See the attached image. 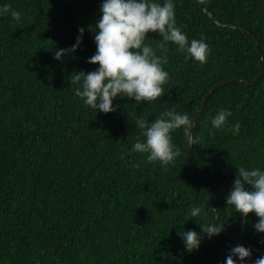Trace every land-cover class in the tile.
Segmentation results:
<instances>
[{
    "label": "trees",
    "instance_id": "16d2710c",
    "mask_svg": "<svg viewBox=\"0 0 264 264\" xmlns=\"http://www.w3.org/2000/svg\"><path fill=\"white\" fill-rule=\"evenodd\" d=\"M221 23L248 29L264 57V0H201ZM101 0H0V264H223L235 239L225 229L186 250L179 232L201 230L211 202L189 166L186 134L173 130L179 155L168 165L132 151L143 139L136 117L152 119L175 106L192 118L203 97L230 79L253 80L260 68L250 35L217 25L197 0H175V18L189 40L210 45L207 62L184 58L172 42L170 79L151 102L113 98L115 111L84 105L71 76L91 71ZM4 5L20 12L17 22ZM83 37L73 53L53 52ZM158 32L149 30L155 46ZM230 108L227 123L208 134L211 117ZM240 122L238 132L231 125ZM195 172L211 194L218 218L240 239L242 214L226 194L239 166L264 168V71L252 83L219 86L193 131ZM201 205L196 217L188 215ZM215 220V219H214ZM245 216V238L264 249V232ZM201 222V223H200ZM250 248V247H249ZM248 264L264 255L252 248ZM235 259V257H234Z\"/></svg>",
    "mask_w": 264,
    "mask_h": 264
},
{
    "label": "clouds",
    "instance_id": "9594fccd",
    "mask_svg": "<svg viewBox=\"0 0 264 264\" xmlns=\"http://www.w3.org/2000/svg\"><path fill=\"white\" fill-rule=\"evenodd\" d=\"M9 10L19 22L20 12L11 9L10 5L3 6L2 11ZM99 11L94 30L96 51L88 57V62H98V66L87 72L77 70L71 76V81L77 85L74 89L76 95L84 105L96 111H115L113 98L117 96L131 97L137 102L159 98L166 91L164 85L170 79V73L164 67L168 62L167 55L163 51L157 53V49L166 51V42L174 43L186 60L192 58L199 63L207 62L210 45L203 34L189 40L176 22L175 0H101ZM149 30L160 35L155 46L147 42ZM78 32L75 43L54 50L55 59L63 60L68 53L74 54L84 28H78ZM230 115V108H218L211 117L208 134L213 135L215 130L224 126ZM192 124L193 118L187 112L177 111L175 106L164 108L152 119L139 115L136 126L143 139H136L131 150L147 153V161L166 166L180 153V148L173 142V130L182 129L188 145L198 141L197 136L190 134ZM231 127L233 132H238L240 122L237 120ZM236 169V176L226 194V203L245 216L255 212L258 220L253 227L264 232V168L241 165ZM201 212L202 206L193 204L188 215L196 217ZM223 230L224 223L218 217L214 220L211 215L208 222L201 223L200 231L189 228L179 234L186 250L192 251L199 247L203 236L211 238ZM251 256L249 247L237 244L229 249L223 264H248L247 258ZM251 264H264V255L252 260Z\"/></svg>",
    "mask_w": 264,
    "mask_h": 264
},
{
    "label": "water",
    "instance_id": "95a60500",
    "mask_svg": "<svg viewBox=\"0 0 264 264\" xmlns=\"http://www.w3.org/2000/svg\"><path fill=\"white\" fill-rule=\"evenodd\" d=\"M200 7L202 8L203 11H205L209 17L217 24V25H220V26H224V27H231V28H235L237 30H240L242 32H245L247 33L248 35H250L256 45V49H257V52H258V56H259V61H260V68H259V71L256 75V77L249 81V80H244V79H230V80H227V81H224L223 83H220V84H217L216 86L212 87L208 93L203 97L198 109L196 110L194 116H193V124H192V128L190 130V134L193 135V131H194V128H195V125H196V122H197V118L200 114V112L202 111L206 101L208 100V98L211 96V94L219 87V86H222V85H226V84H229V83H232V82H243V83H256L263 71H264V57H263V54H262V50H261V47L259 45V42H258V39L257 37L252 33L250 32L248 29L244 28V27H241V26H238V25H235V24H231V23H221L219 22L212 13H210L209 11L206 10V8L204 7V5L202 4L201 0H197ZM187 151H188V156H189V166H190V169L197 181V183L199 184V186L204 190V192L207 194V196L209 197L210 199V202H211V207H212V213H213V217L214 219L216 220V218L218 217L217 215V212H216V208H215V205H214V200L211 196V194L209 193L208 189L204 186V184L202 183L201 179L198 177L197 173L195 172V168H194V165H193V157H192V145H188L187 146ZM219 222V221H217ZM224 229L226 231H228L232 237L235 239L236 241V245L237 244H240V240L239 238L235 235L234 232H232L230 229H228L227 227L224 226ZM240 239L246 243L250 248H252L253 250L259 252V253H264V249H261V248H257L256 246H254L253 244L249 243L246 238H245V215L242 214V217H241V235H240Z\"/></svg>",
    "mask_w": 264,
    "mask_h": 264
}]
</instances>
